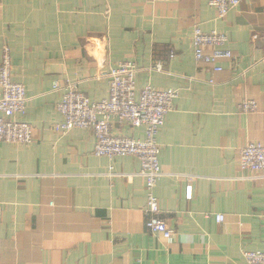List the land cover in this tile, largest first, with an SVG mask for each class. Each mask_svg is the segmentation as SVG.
<instances>
[{
	"label": "crops",
	"instance_id": "1",
	"mask_svg": "<svg viewBox=\"0 0 264 264\" xmlns=\"http://www.w3.org/2000/svg\"><path fill=\"white\" fill-rule=\"evenodd\" d=\"M210 1L0 0V63L7 45L34 136L0 144V264H246V252L264 253V172L239 164L243 147L264 144V0H240L224 19ZM196 27L228 36L222 72L196 61ZM126 61L138 94L179 92L155 188L171 241L147 227L138 158L96 157L93 131L54 130L67 83L106 100L110 70ZM245 100L258 111L241 112ZM113 133L146 137L117 122Z\"/></svg>",
	"mask_w": 264,
	"mask_h": 264
},
{
	"label": "built area",
	"instance_id": "2",
	"mask_svg": "<svg viewBox=\"0 0 264 264\" xmlns=\"http://www.w3.org/2000/svg\"><path fill=\"white\" fill-rule=\"evenodd\" d=\"M240 0H211L209 5L217 12L219 19H224L230 11L240 5ZM194 56L198 63L211 66L213 72L224 70V60H231L233 54L227 49L229 38L226 34L213 31L205 33L196 27L192 35ZM173 57V54L171 55ZM154 70L162 72L164 65L157 63ZM135 62L126 61L112 68L109 73V98L93 101L80 92L76 84L67 83L57 110L63 122L54 126L60 134H67L74 129L91 130L95 134L94 155L113 160L116 157L133 156L141 163L140 176L145 178L147 202L145 213L149 218L147 227L155 235L168 241L172 240V230L160 216V201L155 194L158 181L164 176L160 164L161 147L158 136L167 116L174 110V102L179 96L177 90H158L146 87L137 93ZM55 89H61L59 83ZM0 144L31 145L34 140L32 126L23 117L26 115L27 95L25 87L16 83L12 75V57L9 46L2 49L0 63ZM245 114L258 111L254 100H245L239 105ZM128 125L132 128H145L143 141L116 136L113 123ZM240 168L251 174L264 172V144L251 143L240 150ZM254 177L253 179H256ZM259 178V177H258ZM223 215L217 221L223 222ZM246 264H264L263 252H246Z\"/></svg>",
	"mask_w": 264,
	"mask_h": 264
}]
</instances>
